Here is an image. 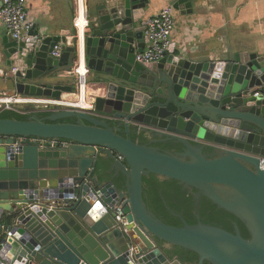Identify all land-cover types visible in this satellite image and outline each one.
Listing matches in <instances>:
<instances>
[{
    "label": "water",
    "instance_id": "obj_1",
    "mask_svg": "<svg viewBox=\"0 0 264 264\" xmlns=\"http://www.w3.org/2000/svg\"><path fill=\"white\" fill-rule=\"evenodd\" d=\"M170 2L192 12L190 0ZM149 5L102 0L88 12L85 82L104 89L92 111L0 119V222L7 224L0 264H182L156 240L195 254L193 264H264V56L233 51L222 61L196 62L170 46L158 62L139 64ZM1 35L0 93L59 100L72 92L74 79L60 75L79 54L65 36L36 26L19 41ZM167 143L180 149L158 147ZM150 175L231 214L248 238L236 225L230 233L180 216V227L164 223L144 201ZM114 206L123 209V227Z\"/></svg>",
    "mask_w": 264,
    "mask_h": 264
},
{
    "label": "crops",
    "instance_id": "obj_2",
    "mask_svg": "<svg viewBox=\"0 0 264 264\" xmlns=\"http://www.w3.org/2000/svg\"><path fill=\"white\" fill-rule=\"evenodd\" d=\"M27 18L43 32L54 36H65L66 46L72 47L75 35L72 20L74 17L73 0H25ZM102 0H85L86 8L94 11ZM191 13L173 10L175 23L171 34V45L176 53L182 52L196 62L222 61L230 52H249L264 56V0H190ZM172 6L170 0H150L143 21ZM0 23V69L6 70L3 56ZM59 53H60V44ZM146 47V45H145ZM74 78L71 72L60 75ZM95 84L86 86L85 99H93L104 94ZM73 93H63L62 100L74 102ZM4 96V95H1ZM135 135V134H133Z\"/></svg>",
    "mask_w": 264,
    "mask_h": 264
},
{
    "label": "built area",
    "instance_id": "obj_3",
    "mask_svg": "<svg viewBox=\"0 0 264 264\" xmlns=\"http://www.w3.org/2000/svg\"><path fill=\"white\" fill-rule=\"evenodd\" d=\"M74 4V17L72 20V25L76 33L84 35V31L88 27L87 21V10L85 0H73ZM173 9L171 6L162 8L160 11L147 17L144 20V36L147 39V44L144 50L137 53L135 56V61L139 64H149L158 62L163 58L164 54L170 48L171 45V34L174 30L175 23L172 16ZM83 18V25L79 27V18ZM0 23L5 30L11 33L12 38L16 41L21 40L23 37L27 36L29 31L34 27V23L28 20L26 11V1L25 0H0ZM81 31V32H80ZM79 62L75 63L72 68V75L74 76L76 83V91L74 93L76 100L73 102H66L63 100H30V99H8L6 97L0 96V110H11L20 114L19 110L12 108L13 104H27L31 103L36 106L33 112H38L44 109H49V111L61 109H72V110H82V111H92L93 103L95 97L91 100L85 99L84 93L86 89V77L88 75V69L84 64V42L82 39L81 46L79 47ZM52 55H59V47H55ZM81 63L83 65L84 71H80ZM78 66V68H77ZM257 96V95H255ZM38 108H41L40 110ZM120 158V157H119ZM259 167L264 170V158L259 159ZM98 196H100L98 194ZM94 208L98 211L103 208L100 201L95 202ZM43 205H36V207H42ZM111 213L114 216V220L118 226H125V216L123 209L120 206H114L110 208ZM0 230H5L3 226ZM32 264V263H28Z\"/></svg>",
    "mask_w": 264,
    "mask_h": 264
},
{
    "label": "trees",
    "instance_id": "obj_4",
    "mask_svg": "<svg viewBox=\"0 0 264 264\" xmlns=\"http://www.w3.org/2000/svg\"><path fill=\"white\" fill-rule=\"evenodd\" d=\"M42 115L45 116V114ZM0 119L25 120L27 117L13 111H2L0 112ZM132 139L138 140L141 143L145 142L142 136L136 134L132 135ZM158 147L163 150L180 149V146L174 143L162 144L158 145ZM121 182L119 179L114 180L118 188L122 187ZM143 195L144 201L152 213L168 225L180 227L181 220L178 218V215H180L188 225H194L200 221L208 224V226H216L230 233H233V226L236 225L240 235L245 239L248 238L245 227L234 216L218 209L202 196L196 203L192 194L184 190L183 186L179 185L174 180L161 181L152 175L143 178ZM1 225L5 226L7 224H5V222H0V226ZM158 242L162 253H164L169 260L177 259L182 264H193L197 262V256L195 254L187 252L179 247L165 249L163 243L160 241ZM203 264L209 263L203 262Z\"/></svg>",
    "mask_w": 264,
    "mask_h": 264
},
{
    "label": "clouds",
    "instance_id": "obj_5",
    "mask_svg": "<svg viewBox=\"0 0 264 264\" xmlns=\"http://www.w3.org/2000/svg\"><path fill=\"white\" fill-rule=\"evenodd\" d=\"M86 10H87V8H86ZM87 21H88V26H89V19H88V10H87ZM35 26V25H34ZM88 28V27H87ZM86 28V29H87ZM74 29V28H73ZM7 31V30H6ZM86 31V30H85ZM85 31H84V35H85ZM74 32H75V35H74V37L72 38V40H73V44H72V46H74V47H77V50H78V54H80V49H79V47L81 46V42H82V39H83V42H84V35H83V37H82V35L81 34H78V33H76V31L74 30ZM12 36V35H11ZM56 47H58V46H56ZM77 62H79V59H78V61ZM76 62V63H77ZM84 64H85V66H86V62H85V47H84ZM75 66V65H74ZM73 66V67H74ZM87 67V66H86ZM88 75H89V71H88ZM87 75V76H88ZM87 78V77H86ZM74 79V78H73ZM74 81H75V79H74ZM88 84H86V86H87ZM74 87H75V90H74V92L76 91V83H75V85H74ZM73 91V90H72ZM71 93H73V92H71ZM70 93V94H71ZM1 95H4L3 93H0V96ZM1 97H6V98H8V99H30V100H37V99H44V100H49V98H44V97H26V96H15V97H9V96H6V95H4V96H1ZM97 97V96H96ZM95 97V98H96ZM51 100V99H50ZM52 100H54V99H52ZM59 100H62V99H59ZM16 104V103H15ZM14 105V104H13ZM18 106H19V108L18 109H15V110H19L20 112H24V114H20V113H17V112H15V113H17V114H19V115H22V116H32V115H37V114H39V115H42V114H48V113H50V112H53V111H60V110H72V109H61V108H59V109H57V110H53V111H49V109H44V110H41V111H38V112H33L34 111V109H36V106L34 105V104H31V103H27V104H18ZM13 107V106H12ZM26 107H28V108H26ZM22 108V109H21ZM1 112L2 111H11V110H0ZM14 112V111H13ZM2 226V225H1ZM0 226V227H1Z\"/></svg>",
    "mask_w": 264,
    "mask_h": 264
},
{
    "label": "flooded vegetation",
    "instance_id": "obj_6",
    "mask_svg": "<svg viewBox=\"0 0 264 264\" xmlns=\"http://www.w3.org/2000/svg\"><path fill=\"white\" fill-rule=\"evenodd\" d=\"M1 112V111H0ZM37 118L38 119H41V120H44V115H39V114H37ZM29 116H27V118H28ZM178 216H180V215H178ZM179 218V217H178ZM180 219V218H179ZM156 244H157V247L161 250V248L159 247L160 245H159V242L156 240ZM162 253V252H161ZM164 254V253H163ZM166 257V256H165ZM167 258V257H166ZM173 260H177V259H173ZM180 262V261H179Z\"/></svg>",
    "mask_w": 264,
    "mask_h": 264
},
{
    "label": "bare ground",
    "instance_id": "obj_7",
    "mask_svg": "<svg viewBox=\"0 0 264 264\" xmlns=\"http://www.w3.org/2000/svg\"><path fill=\"white\" fill-rule=\"evenodd\" d=\"M78 21H79V27H80V30H81V27H82V25H83V18L80 17ZM80 32H81V31H80ZM77 68H78V66H77ZM80 71H81V72L84 71L82 63H81V66H80Z\"/></svg>",
    "mask_w": 264,
    "mask_h": 264
},
{
    "label": "rangeland",
    "instance_id": "obj_8",
    "mask_svg": "<svg viewBox=\"0 0 264 264\" xmlns=\"http://www.w3.org/2000/svg\"><path fill=\"white\" fill-rule=\"evenodd\" d=\"M91 12H92V11H91ZM12 108H14V109H18L19 106H18V104H14ZM38 109L40 110L41 108H38Z\"/></svg>",
    "mask_w": 264,
    "mask_h": 264
}]
</instances>
